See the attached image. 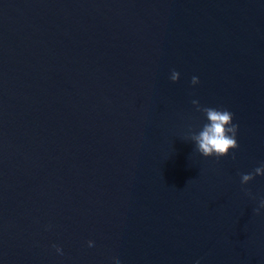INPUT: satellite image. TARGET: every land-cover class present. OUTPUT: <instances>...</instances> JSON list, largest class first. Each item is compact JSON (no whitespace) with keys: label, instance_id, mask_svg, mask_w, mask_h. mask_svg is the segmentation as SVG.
Here are the masks:
<instances>
[{"label":"water","instance_id":"95a60500","mask_svg":"<svg viewBox=\"0 0 264 264\" xmlns=\"http://www.w3.org/2000/svg\"><path fill=\"white\" fill-rule=\"evenodd\" d=\"M262 163L264 0H0V264H264Z\"/></svg>","mask_w":264,"mask_h":264},{"label":"clouds","instance_id":"9594fccd","mask_svg":"<svg viewBox=\"0 0 264 264\" xmlns=\"http://www.w3.org/2000/svg\"><path fill=\"white\" fill-rule=\"evenodd\" d=\"M179 78L180 73L173 69L170 75V80L172 82H177ZM199 83V78L193 76L191 84L195 86ZM192 104L198 112L204 114L206 120L198 132L189 129L187 135V139L194 142L198 153L203 157H216L219 159L228 156L230 152H233V150L240 147L237 142L239 125L233 122L234 114L231 111L227 109L202 106L198 100H193ZM232 158L235 159L234 152ZM256 176H264V163L254 168L252 172L240 174L242 188L253 181ZM243 191L252 200H257V197L254 196L249 189L243 188ZM253 212L256 215L264 214V197L258 199L257 207L253 209ZM87 245L90 248L94 247V241H87ZM51 247L55 249L57 254H64L63 249L59 245L53 244ZM110 260L111 264H121L118 257L113 256ZM196 264H199V261H197Z\"/></svg>","mask_w":264,"mask_h":264}]
</instances>
